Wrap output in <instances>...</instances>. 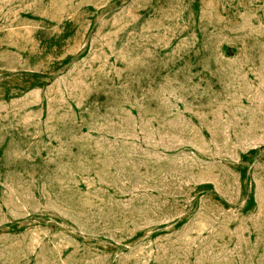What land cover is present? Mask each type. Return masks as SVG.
Returning <instances> with one entry per match:
<instances>
[{
    "label": "rangeland",
    "instance_id": "1",
    "mask_svg": "<svg viewBox=\"0 0 264 264\" xmlns=\"http://www.w3.org/2000/svg\"><path fill=\"white\" fill-rule=\"evenodd\" d=\"M0 264H264V0H0Z\"/></svg>",
    "mask_w": 264,
    "mask_h": 264
}]
</instances>
